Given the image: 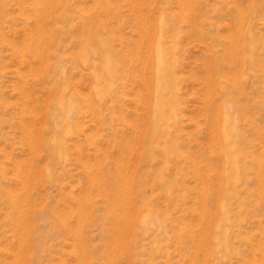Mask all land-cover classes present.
I'll return each mask as SVG.
<instances>
[{
    "label": "rangeland",
    "instance_id": "1",
    "mask_svg": "<svg viewBox=\"0 0 264 264\" xmlns=\"http://www.w3.org/2000/svg\"><path fill=\"white\" fill-rule=\"evenodd\" d=\"M0 264H264V0H0Z\"/></svg>",
    "mask_w": 264,
    "mask_h": 264
},
{
    "label": "bare ground",
    "instance_id": "2",
    "mask_svg": "<svg viewBox=\"0 0 264 264\" xmlns=\"http://www.w3.org/2000/svg\"><path fill=\"white\" fill-rule=\"evenodd\" d=\"M160 49V48H159ZM163 50V49H162ZM157 53V65H156V67H158V68H161V66L159 65L160 64V62H161V59H163L162 58V52H160V51H157L156 52ZM164 60V59H163ZM162 64V63H161ZM164 66V65H163ZM212 69V68H211ZM160 72V71H159ZM160 86V85H159ZM162 89V88H161ZM157 92H159L158 90H157ZM160 93H161V91H160ZM160 106V103H158L157 104V107H159ZM158 121H156V123H157ZM155 124V123H154ZM155 125H157V124H155ZM158 126V125H157Z\"/></svg>",
    "mask_w": 264,
    "mask_h": 264
}]
</instances>
